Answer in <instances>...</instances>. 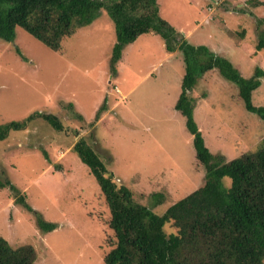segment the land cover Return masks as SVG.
Returning a JSON list of instances; mask_svg holds the SVG:
<instances>
[{
	"label": "rangeland",
	"instance_id": "374dc122",
	"mask_svg": "<svg viewBox=\"0 0 264 264\" xmlns=\"http://www.w3.org/2000/svg\"><path fill=\"white\" fill-rule=\"evenodd\" d=\"M158 1L161 15L189 44L228 59L244 77L264 69V48L256 49L264 38V4ZM74 29L55 50L20 27L13 43L0 39V124L42 112L63 125L55 130L35 118L0 140V176L15 188L0 189V236L13 247L31 245L37 264H105L113 245L109 208L73 150L80 138L136 201L150 204L148 195L162 192L165 201L153 208L156 213L204 181L193 135L174 107L185 73L182 53H167L158 35L145 33L123 48L113 72L114 25L106 11ZM237 92L216 68L198 76L189 92L198 131L209 151L225 161L254 151L264 136V120L245 110ZM252 100L264 104L262 76ZM22 196L57 227L42 231L35 213L17 201ZM171 222L163 228L167 234L176 231Z\"/></svg>",
	"mask_w": 264,
	"mask_h": 264
},
{
	"label": "trees",
	"instance_id": "16d2710c",
	"mask_svg": "<svg viewBox=\"0 0 264 264\" xmlns=\"http://www.w3.org/2000/svg\"><path fill=\"white\" fill-rule=\"evenodd\" d=\"M247 1L252 6L264 4L261 0ZM159 4L158 0H0V39L13 43L16 28L20 27L55 50L75 27L90 24L105 10L114 25L115 42L110 57L113 72L123 48L145 33L158 35L167 53L180 51L185 73L174 107L185 117L187 129L193 135L195 156L204 171V181L199 187L159 214L153 208L165 201L162 192H151L150 204L136 201L128 187L113 180L106 163L85 139L80 138L73 146L89 167L109 208L106 222L113 233V245L103 262L264 264V136L254 151L231 160L213 155L198 131L193 117L194 97L189 95L197 77L216 68L222 77L236 85L245 110L264 120V104L256 105L252 100L264 69L256 67L251 77H244L228 59L215 56L204 45L189 44L181 31L161 15ZM262 48L264 38L260 36L256 49ZM14 51L27 60L17 46ZM202 54L205 58L201 60ZM35 118L47 121L55 130L63 128L55 114L33 112L22 120L0 124V140L10 131L24 129ZM6 186L15 190L8 179L0 176V189ZM17 201L34 212L24 196ZM34 213L42 231L57 227ZM170 221L176 231L167 234L163 228ZM36 258L31 245L13 247L0 236V264H37Z\"/></svg>",
	"mask_w": 264,
	"mask_h": 264
}]
</instances>
